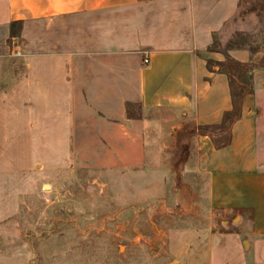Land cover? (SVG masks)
<instances>
[{
    "label": "crops",
    "instance_id": "obj_1",
    "mask_svg": "<svg viewBox=\"0 0 264 264\" xmlns=\"http://www.w3.org/2000/svg\"><path fill=\"white\" fill-rule=\"evenodd\" d=\"M240 2L0 0V67L61 59L63 121L87 128L75 143L113 146L105 167L134 168L190 221L220 225L205 237L184 229L180 264H264V72L238 98L235 77L209 67L227 59L210 46Z\"/></svg>",
    "mask_w": 264,
    "mask_h": 264
},
{
    "label": "rangeland",
    "instance_id": "obj_2",
    "mask_svg": "<svg viewBox=\"0 0 264 264\" xmlns=\"http://www.w3.org/2000/svg\"><path fill=\"white\" fill-rule=\"evenodd\" d=\"M239 49L252 67L231 57ZM210 50L227 59L209 67L231 71L239 96L250 90L264 72V0H241ZM66 73L58 58L9 56L0 67V264H180L184 229L205 237L220 225L190 221L134 168L105 167L113 146L75 143L87 128L63 121Z\"/></svg>",
    "mask_w": 264,
    "mask_h": 264
},
{
    "label": "trees",
    "instance_id": "obj_3",
    "mask_svg": "<svg viewBox=\"0 0 264 264\" xmlns=\"http://www.w3.org/2000/svg\"><path fill=\"white\" fill-rule=\"evenodd\" d=\"M237 63H239V64H241V65H244V64H242V63H240V62H237ZM249 65H250V67L253 66V65H251V64H246L245 66H249ZM225 71H226V70H225ZM226 72H228L230 75H233L231 71H226ZM232 87H234L233 84H232ZM240 93H241V92H240ZM238 96H239V94H238ZM236 97H237V96H236ZM230 116H231V117H232V116L234 117V116H235V113L232 112V113H228V114H226V118H227V117H230Z\"/></svg>",
    "mask_w": 264,
    "mask_h": 264
},
{
    "label": "built area",
    "instance_id": "obj_4",
    "mask_svg": "<svg viewBox=\"0 0 264 264\" xmlns=\"http://www.w3.org/2000/svg\"><path fill=\"white\" fill-rule=\"evenodd\" d=\"M145 62H149V58L148 57L145 58Z\"/></svg>",
    "mask_w": 264,
    "mask_h": 264
}]
</instances>
